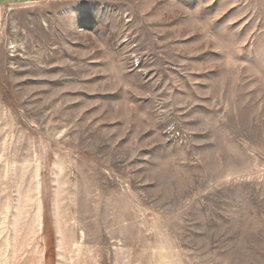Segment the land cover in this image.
Instances as JSON below:
<instances>
[{
  "label": "rangeland",
  "instance_id": "obj_1",
  "mask_svg": "<svg viewBox=\"0 0 264 264\" xmlns=\"http://www.w3.org/2000/svg\"><path fill=\"white\" fill-rule=\"evenodd\" d=\"M0 264H264V0L0 7Z\"/></svg>",
  "mask_w": 264,
  "mask_h": 264
},
{
  "label": "crops",
  "instance_id": "obj_2",
  "mask_svg": "<svg viewBox=\"0 0 264 264\" xmlns=\"http://www.w3.org/2000/svg\"><path fill=\"white\" fill-rule=\"evenodd\" d=\"M55 0H0V7L20 6L33 3H47Z\"/></svg>",
  "mask_w": 264,
  "mask_h": 264
}]
</instances>
